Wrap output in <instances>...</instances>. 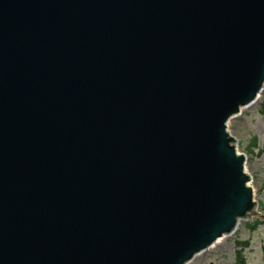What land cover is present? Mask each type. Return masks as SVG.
<instances>
[{
	"label": "water",
	"instance_id": "1",
	"mask_svg": "<svg viewBox=\"0 0 264 264\" xmlns=\"http://www.w3.org/2000/svg\"><path fill=\"white\" fill-rule=\"evenodd\" d=\"M263 86L264 0H0V264H185L264 219L226 130Z\"/></svg>",
	"mask_w": 264,
	"mask_h": 264
},
{
	"label": "rangeland",
	"instance_id": "2",
	"mask_svg": "<svg viewBox=\"0 0 264 264\" xmlns=\"http://www.w3.org/2000/svg\"><path fill=\"white\" fill-rule=\"evenodd\" d=\"M227 130L246 157L249 185L258 211L264 213V87L252 106L228 121ZM253 221H240L232 235L193 257L189 264H264V225L258 223L252 229L248 223Z\"/></svg>",
	"mask_w": 264,
	"mask_h": 264
},
{
	"label": "bare ground",
	"instance_id": "3",
	"mask_svg": "<svg viewBox=\"0 0 264 264\" xmlns=\"http://www.w3.org/2000/svg\"><path fill=\"white\" fill-rule=\"evenodd\" d=\"M238 225H239V222H238ZM236 227H237V225L235 226V228H234V229H236ZM227 236H230V235H227ZM227 236H223V237H221V238L217 239V240H216V242H215V243H214L212 246H214V245L218 244L220 241H223V240H224V238H225V237H227ZM210 247H211V246H210ZM210 247H209V248H210ZM195 256H196V255H195ZM189 263H190V262H189ZM189 263H188V264H189Z\"/></svg>",
	"mask_w": 264,
	"mask_h": 264
},
{
	"label": "trees",
	"instance_id": "4",
	"mask_svg": "<svg viewBox=\"0 0 264 264\" xmlns=\"http://www.w3.org/2000/svg\"><path fill=\"white\" fill-rule=\"evenodd\" d=\"M253 146H255V144H254ZM253 227H254V226H253ZM253 227H252V228H253Z\"/></svg>",
	"mask_w": 264,
	"mask_h": 264
}]
</instances>
